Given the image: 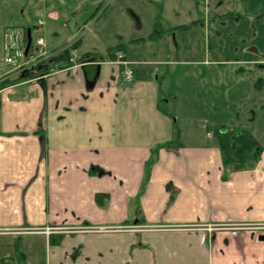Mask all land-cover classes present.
<instances>
[{
    "label": "crops",
    "instance_id": "1",
    "mask_svg": "<svg viewBox=\"0 0 264 264\" xmlns=\"http://www.w3.org/2000/svg\"><path fill=\"white\" fill-rule=\"evenodd\" d=\"M78 1L94 9L73 20L78 63L0 89V264H264V128L251 131L260 156L236 169L215 135L226 124L210 120L225 106L234 127V91L264 89V0ZM43 12L36 55L58 53L72 21ZM165 42L215 50L152 59ZM182 105L199 122L189 131Z\"/></svg>",
    "mask_w": 264,
    "mask_h": 264
},
{
    "label": "rangeland",
    "instance_id": "2",
    "mask_svg": "<svg viewBox=\"0 0 264 264\" xmlns=\"http://www.w3.org/2000/svg\"><path fill=\"white\" fill-rule=\"evenodd\" d=\"M203 1V0H202ZM201 1V4H203V2ZM76 4V5H80L78 0H0V58H1V40L3 37V32L6 28L9 27H22V28H26L27 29H32L36 30L35 27L38 26V21L39 18L41 19V21L45 22L48 18L47 14L43 12V10H47L50 9L51 11H54L55 13L59 14L62 17V24L67 23V19H69L68 22H71L70 24V29H66V37L65 40L69 41L71 39H74V37H72L74 34H76V30L77 28L74 27V19H77V21L82 22V19L80 17H76V15L79 13L80 15L82 14L83 16L81 17H87L88 14L92 13L94 11L93 8L90 9H85L82 8V10L80 9L78 12L76 9L72 10V8L70 7L72 4ZM212 6V5H211ZM41 7H43L41 9ZM54 12H52V14H54ZM96 12V11H95ZM75 13V14H74ZM51 14V15H52ZM97 14V13H96ZM95 14V15H96ZM50 15V16H51ZM60 17V18H61ZM95 17V16H94ZM150 16L148 17H142V19H139V23H138V29L140 30V32H143L141 34H149L150 33ZM80 18V19H79ZM158 19H160L158 17ZM160 21V20H159ZM162 21V20H161ZM91 23V22H90ZM88 23L87 26H82L78 32V34L80 35V33L82 34V32H85L87 27L90 26L91 24ZM93 23V22H92ZM41 26L44 25V23L42 24L39 23ZM100 25H102L101 22L98 23V21L95 24H92V31L96 30ZM109 25L106 23V31L108 30ZM158 26V27H157ZM154 25L153 27L156 29V31L161 32V26L159 25ZM155 30L153 29V32ZM152 32V33H153ZM92 34V32H91ZM203 35V34H202ZM33 45H32V50L30 51V56L36 55L37 53V49L39 48L37 45V36L35 34V32H33ZM201 36L198 33L197 39H199ZM79 39V37H76V39ZM74 39V40H76ZM77 39V40H78ZM74 40L71 41V43L73 44V42H75ZM177 45L172 44L171 48L168 50V46H167V42L163 43L162 45H160V47H166L163 50H158L156 51L155 55L152 56V59H156V58H163V59H169V60H185V59H192L195 57H199L200 52L204 55L206 53V51H208L207 47H210L211 52H213L215 50L214 46H206L204 44V42H202V45L199 47V49H192V47H190L189 49H186V46L183 45L181 46L179 44V47H176ZM140 52V51H138ZM194 55H196L194 57ZM41 64V63H40ZM158 67V65H157ZM185 68L187 70V66H183L180 69ZM29 70H26L24 72H15L13 74V76L11 78H9L5 83V86H8L12 83H15L19 77H21L22 75H24V73H26ZM245 83V82H244ZM241 85V88L239 90V92L234 91L233 95H232V99L236 100V101H240L243 102V106L241 108H239L240 103L237 104L236 101H234L235 103H232V107H228V111L230 112L231 110H233L236 114L237 112V108L240 111V123H238L237 125H234V127H229L231 126V119H226L224 114H223V110L224 107L222 108H217V110L215 111L214 114L211 115V118L214 119V121H216L215 124H218V122H222L226 124V128L223 125H219L220 127H218V129H223V130H227L228 129H235L236 132H245V131H249V132H253V131H258L259 129H263L264 128V89H255L253 90L251 93L246 92V85L245 84ZM4 86V87H5ZM2 87L0 86V89ZM171 93V90L166 93V97L169 96V94ZM259 93V94H256ZM169 98V97H168ZM174 108V106H173ZM170 109V107H169ZM199 109V108H197ZM172 110V109H170ZM179 112L181 113L180 117H181V121L182 123H184L186 125V130L189 131V128H192L193 124L195 127H197L199 125V122H187V121H191V119L189 118V116H187V114H189L188 112H190L189 107H186L185 105H182L179 107ZM175 111V109L173 110ZM172 111V112H173ZM178 112V111H177ZM175 115V112L173 113ZM201 116L202 123L201 124V128H203V125H206V123L204 122V119L207 118L205 115L201 114L199 115ZM184 120H183V119ZM227 118H229V116H227ZM212 124V122L210 123ZM85 228H89L87 229V231H114L111 228H103V227H85ZM127 228V227H126ZM134 228V227H132ZM125 228L121 227L120 229H116V230H120V231H124ZM55 230H59V231H66V232H72V229H46V233H51ZM86 229H84L83 231H85ZM34 239H38V241H41L40 238L38 237H33ZM41 243V242H40ZM37 252H42L41 250L44 249V253H45V249H46V244L45 243H41V245L39 247H37ZM18 263V262H17ZM32 264H40V263H34L32 262Z\"/></svg>",
    "mask_w": 264,
    "mask_h": 264
},
{
    "label": "trees",
    "instance_id": "3",
    "mask_svg": "<svg viewBox=\"0 0 264 264\" xmlns=\"http://www.w3.org/2000/svg\"><path fill=\"white\" fill-rule=\"evenodd\" d=\"M193 23L190 26H183L176 28L172 31V34L177 32V30H188L193 27ZM32 30V29H31ZM162 31L158 32L155 31L154 34L150 37V39L155 40L159 36H161ZM80 46V40H76L70 46L62 49L58 53H54L52 57L44 60L41 64L37 65L34 69H30L24 75L19 77L16 80H25L34 78L38 75H42L46 73L45 67L53 66L55 64L64 63L61 67H67L71 65L70 59L73 57L72 51H75ZM118 52H125L126 46L121 45L115 49ZM108 58L116 60L118 59L117 53H115L112 49L109 52ZM59 66V65H58ZM6 84H1V87H4ZM215 135L218 138L220 149L223 154L224 164L234 165L236 169L243 168L247 162L250 160L257 159L263 151L262 146L258 143L256 138L253 134L249 131L245 132H234V131H227L223 129H216ZM2 264V263H1Z\"/></svg>",
    "mask_w": 264,
    "mask_h": 264
},
{
    "label": "built area",
    "instance_id": "4",
    "mask_svg": "<svg viewBox=\"0 0 264 264\" xmlns=\"http://www.w3.org/2000/svg\"><path fill=\"white\" fill-rule=\"evenodd\" d=\"M43 45V41H39ZM26 31L22 27H9L3 32L1 42V58H0V85L5 83L13 76L15 72H24L26 70L34 69L42 61L50 58L53 54L42 51L39 55L26 57ZM71 65L77 64V57L74 55L70 59ZM61 68L55 66L54 71H59ZM133 71L130 69L127 72L128 81L132 80ZM264 230V226L258 227ZM216 227L209 225L204 227V230L212 232Z\"/></svg>",
    "mask_w": 264,
    "mask_h": 264
},
{
    "label": "water",
    "instance_id": "5",
    "mask_svg": "<svg viewBox=\"0 0 264 264\" xmlns=\"http://www.w3.org/2000/svg\"><path fill=\"white\" fill-rule=\"evenodd\" d=\"M27 34V47H26V57H28L29 52L32 49V44H33V35H32V30L31 29H27L26 31ZM260 241L264 242V235H261L259 237Z\"/></svg>",
    "mask_w": 264,
    "mask_h": 264
}]
</instances>
